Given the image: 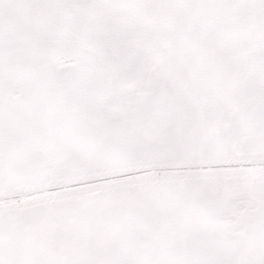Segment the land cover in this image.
Listing matches in <instances>:
<instances>
[{"label": "snow or ice", "instance_id": "6c2138e0", "mask_svg": "<svg viewBox=\"0 0 264 264\" xmlns=\"http://www.w3.org/2000/svg\"><path fill=\"white\" fill-rule=\"evenodd\" d=\"M0 264H264V0H0Z\"/></svg>", "mask_w": 264, "mask_h": 264}]
</instances>
